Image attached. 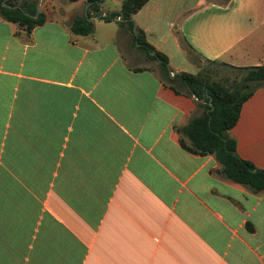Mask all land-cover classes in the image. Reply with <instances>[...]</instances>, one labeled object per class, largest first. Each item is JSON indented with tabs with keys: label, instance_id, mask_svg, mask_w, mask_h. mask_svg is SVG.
Here are the masks:
<instances>
[{
	"label": "crops",
	"instance_id": "obj_1",
	"mask_svg": "<svg viewBox=\"0 0 264 264\" xmlns=\"http://www.w3.org/2000/svg\"><path fill=\"white\" fill-rule=\"evenodd\" d=\"M45 1L28 34L0 18V264H264V188L178 143L193 98L156 66L133 70L114 20L72 33L84 0ZM220 1L147 0L131 20L170 73L196 71L184 42L221 65L264 64V0ZM227 133L264 170V86Z\"/></svg>",
	"mask_w": 264,
	"mask_h": 264
},
{
	"label": "trees",
	"instance_id": "obj_2",
	"mask_svg": "<svg viewBox=\"0 0 264 264\" xmlns=\"http://www.w3.org/2000/svg\"><path fill=\"white\" fill-rule=\"evenodd\" d=\"M84 1L87 4L85 15L73 16L69 30L74 34L87 35L93 29L91 17L97 16L104 21L114 20L119 29L128 34L130 45L142 53L143 60L155 63L164 84L177 94L192 97L195 107L199 108L200 112L191 114L185 124L178 127L179 145L190 153L213 155L223 177L246 185L253 192L263 189L264 170L255 168L249 161L236 155L235 141L227 131L235 124L242 103L257 88L264 86V64L234 67L222 63L232 70V75L216 79L213 78V70L208 65H201L199 61L204 60L206 64L219 62L202 58L184 42L185 56L196 67V71L178 72L170 76L166 57L145 41L140 29L133 27L131 16L147 0H120L118 10L108 14L100 12L102 0ZM227 1L221 0L219 3L225 4ZM35 5L36 0H0V18L28 34L35 25L44 21V14L36 10ZM132 69L148 68L141 66Z\"/></svg>",
	"mask_w": 264,
	"mask_h": 264
},
{
	"label": "rangeland",
	"instance_id": "obj_3",
	"mask_svg": "<svg viewBox=\"0 0 264 264\" xmlns=\"http://www.w3.org/2000/svg\"><path fill=\"white\" fill-rule=\"evenodd\" d=\"M45 0H36V4L37 5V10L41 9L42 7H40V4L42 5L43 2ZM217 1H220V0H217ZM48 1H45V4H47ZM36 6V5H35ZM124 39L126 40V42L129 41V36L128 34L124 37ZM125 49L123 50L124 51V55L125 57L127 58V60L129 61V63H133V62H136L138 65L140 66H147V67H153L155 66L153 64L152 61H148V60H143V57H142V53L138 52L136 49H134V47L132 45H130V43H125ZM137 55V57L135 56ZM135 57L137 58V60L135 59ZM201 63V65H208L214 72L213 74V78H219V77H223L225 75H228V76H231L232 75V70L225 67V66H222L221 64L219 63H205L204 60H200L199 61Z\"/></svg>",
	"mask_w": 264,
	"mask_h": 264
},
{
	"label": "water",
	"instance_id": "obj_4",
	"mask_svg": "<svg viewBox=\"0 0 264 264\" xmlns=\"http://www.w3.org/2000/svg\"><path fill=\"white\" fill-rule=\"evenodd\" d=\"M37 5L38 4H36V10H37ZM12 7H17V6H12ZM95 19H98V17L96 16V17H94ZM174 74V72H172V73H170V76H172ZM208 105H209V109H211V104L208 102Z\"/></svg>",
	"mask_w": 264,
	"mask_h": 264
}]
</instances>
